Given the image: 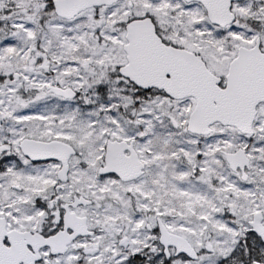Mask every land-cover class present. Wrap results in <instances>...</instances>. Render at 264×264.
Returning a JSON list of instances; mask_svg holds the SVG:
<instances>
[{
	"label": "snow or ice",
	"instance_id": "6c2138e0",
	"mask_svg": "<svg viewBox=\"0 0 264 264\" xmlns=\"http://www.w3.org/2000/svg\"><path fill=\"white\" fill-rule=\"evenodd\" d=\"M0 264H264V0H0Z\"/></svg>",
	"mask_w": 264,
	"mask_h": 264
}]
</instances>
